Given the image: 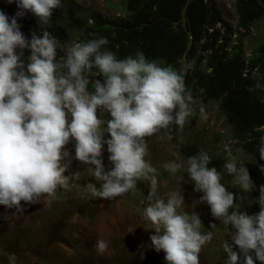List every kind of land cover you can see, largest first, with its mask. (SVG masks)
<instances>
[{
  "label": "clouds",
  "instance_id": "obj_1",
  "mask_svg": "<svg viewBox=\"0 0 264 264\" xmlns=\"http://www.w3.org/2000/svg\"><path fill=\"white\" fill-rule=\"evenodd\" d=\"M16 2L20 11L15 16L0 10V205L22 214L21 201L36 203L80 180L79 171L65 174L72 162L66 146L74 139L75 159L92 166V176L100 182L99 187L89 185L93 198L112 200L135 189L138 181H149L143 219L155 229L152 246L165 253L168 264H200L199 255L213 233L202 231L198 214L184 210L183 195H158L159 173L146 159V138L173 125L183 128L191 115L192 96L181 71L149 61L142 52L118 59L104 47L109 43L106 37L74 43L58 58L59 42L49 31L33 32L29 40L17 18L30 11L46 25L61 0ZM100 75L103 82L90 79ZM104 112L111 119H105ZM105 144L113 164L108 171L102 159ZM225 150L227 173L250 193L255 184L244 162H238L227 145ZM259 156L264 159V136ZM211 162L208 152L200 150L187 159L186 167L172 160L164 169L171 175L189 173L195 191L204 193L199 202H207L214 217L236 229L232 240L244 264H255L251 252L264 262V185L256 198L260 211H239L235 194L222 183L223 173L209 167ZM95 247L104 254L108 243L98 239ZM222 247L226 264H238L240 253L233 245L225 240ZM10 264H15L14 256Z\"/></svg>",
  "mask_w": 264,
  "mask_h": 264
},
{
  "label": "trees",
  "instance_id": "obj_2",
  "mask_svg": "<svg viewBox=\"0 0 264 264\" xmlns=\"http://www.w3.org/2000/svg\"><path fill=\"white\" fill-rule=\"evenodd\" d=\"M124 3L126 13L116 18L76 0H61V7L54 10L46 25H41L30 11L17 20L29 40L33 32L39 35L47 30L60 47L71 32L77 31L79 42L106 37L109 43L104 47L116 53L118 59L142 52L147 60L156 61L160 66L172 65L183 74L187 93L192 98L218 106L231 128L235 145L255 159L264 172V159L259 156L264 136V87L256 88L257 83L264 85V43L252 49L249 55L244 49V40L250 30L264 20V0L235 1L236 29L222 17L215 0H124ZM0 10L10 18L20 11L16 0H0ZM236 32L240 36L234 37ZM28 55L26 50L25 61ZM60 56L58 48V58ZM250 88L255 90L249 91ZM89 90H92L91 85ZM200 150L196 142H191L182 145L179 152L187 161ZM208 154L212 157L209 167L215 166L221 172L225 158ZM109 156V152L105 153L103 162H107ZM93 183L100 186L99 181L92 179L81 184L77 181L78 186L87 187L89 192L83 197L73 194L66 210L49 211L32 231L23 228L28 218L14 228L1 218L0 264H10L13 256L15 264H19L18 255L25 252L37 256L29 264H168L140 257L142 249L135 244L124 245V240L113 241V255L109 258L98 256L91 247L85 248L88 255L77 252L67 256L57 249L67 239V219L71 215L92 216L95 206L89 185ZM261 184L264 185V173ZM231 192L235 194L237 210L250 215L260 211L261 206L248 192L237 187ZM59 194L60 189L51 200ZM39 211L26 212L31 215L32 222H36L33 213ZM0 217H3L1 206ZM95 256L96 261H91L90 257Z\"/></svg>",
  "mask_w": 264,
  "mask_h": 264
},
{
  "label": "rangeland",
  "instance_id": "obj_3",
  "mask_svg": "<svg viewBox=\"0 0 264 264\" xmlns=\"http://www.w3.org/2000/svg\"><path fill=\"white\" fill-rule=\"evenodd\" d=\"M84 6H92L100 10L103 14L111 18L122 17L126 13L124 0H76ZM218 8L221 11L222 17L229 22L235 29L238 24V15L235 10L236 0H215ZM240 36L239 32L234 34ZM79 42V33L73 31L70 33L67 42L62 44L60 48L61 56H65L67 49L74 43ZM264 43V20L254 26L248 36L244 40V49L249 55L250 51L258 45ZM93 82L96 79L104 81L100 76H92ZM190 95V94H189ZM191 115L183 128L177 125L171 126L169 129L161 130L160 133L146 138L148 145V155L146 159L159 173L158 179V195L166 198L170 192H177L184 196V210L189 214H198L203 223V232H212L213 238L202 249L199 260L200 264H226L227 253L223 251V243L226 240L233 245L234 251L240 253L238 264H244V255L240 252L232 240V233L236 231L231 225L225 226L219 219L211 213V208L207 202L200 203V198L204 195L203 192L195 191V182L190 179L187 172H178L171 175L164 169V164L177 160L186 165V160L181 156L179 149L186 143L196 142L204 151L213 153L217 156L225 158V163L228 160L225 145L231 150L238 162H244V166L248 169L249 174L254 181L255 188L249 193L255 199L259 197L261 179L263 177L262 166L246 154L242 149L235 145V139L232 136L231 128L226 121L224 114L219 110L217 105L205 104L200 99L192 98ZM203 109V113L201 112ZM98 110V115H100ZM105 119H111L110 113L104 112ZM106 127V125H105ZM104 138L109 139L110 133L105 132ZM75 140L73 139L66 147L71 153V166L65 173L71 175L77 171L81 172V178L78 182L92 179L95 182V177L92 176V166L86 165L75 159ZM107 145H104L103 156L107 153ZM105 171L110 170L113 164L110 160L103 162ZM222 183L231 191L234 187L242 189L238 184L234 183V177L227 173L223 167ZM79 185V184H78ZM77 185V181H70V186L67 190L61 188L59 196L53 201L50 197H42L36 203H26L21 201L24 207L22 214H16L15 208H8L5 205H0L3 210V217L10 226L16 227L23 219H27L23 228L25 231H32L39 224L42 217L49 211H58L68 207L69 200L73 199V194L80 197L85 196L89 191L88 188H83ZM150 191V183L147 180L138 181L137 187L129 192L118 196L114 199L93 198L94 212L92 216L88 214L74 213L67 219L66 236L67 239L64 245H59V251L65 252L67 256L73 253H84L85 248L91 247L96 254L101 257L109 258L113 255V241H123L124 245H137L142 249L140 257L144 259H157L166 262L165 253L157 252L152 246L150 237L155 234V229H151V224L143 219V212L146 206V197ZM40 209L38 213H33L36 222H32L31 215L27 210ZM215 224V227H211ZM98 239H104L108 243V249L104 254H100L96 250ZM52 254L54 252L52 250ZM255 264H264L255 258V253H250ZM37 256L33 252H25L18 255L19 264H29L36 260ZM91 261H96L90 257Z\"/></svg>",
  "mask_w": 264,
  "mask_h": 264
}]
</instances>
